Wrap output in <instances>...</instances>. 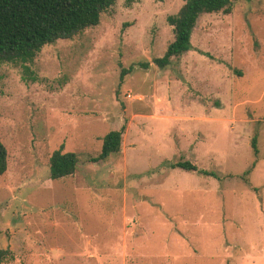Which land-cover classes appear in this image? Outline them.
Wrapping results in <instances>:
<instances>
[{
    "label": "rangeland",
    "instance_id": "obj_1",
    "mask_svg": "<svg viewBox=\"0 0 264 264\" xmlns=\"http://www.w3.org/2000/svg\"><path fill=\"white\" fill-rule=\"evenodd\" d=\"M183 5L117 0L33 62L0 64L1 264H264V0L202 13L160 67ZM123 126L122 151L96 161ZM62 147L77 171L52 179Z\"/></svg>",
    "mask_w": 264,
    "mask_h": 264
},
{
    "label": "trees",
    "instance_id": "obj_2",
    "mask_svg": "<svg viewBox=\"0 0 264 264\" xmlns=\"http://www.w3.org/2000/svg\"><path fill=\"white\" fill-rule=\"evenodd\" d=\"M235 0H184L180 10L168 17L173 26L174 40L162 58L153 62L160 67L171 63L173 57L191 49V36L202 13H231ZM117 0H0V64L33 62L43 47L59 39H69L100 23L101 15ZM148 68L150 64L142 63ZM127 71H125L126 73ZM125 127L112 130L103 137L101 153L96 161L107 160L122 151ZM252 145L258 154L257 138ZM9 149L0 134V177L9 167ZM75 152L63 147L50 157V177L60 179L74 175L78 167ZM173 167L195 171L190 161L172 163ZM1 236V229H0ZM8 259V251L0 246V264Z\"/></svg>",
    "mask_w": 264,
    "mask_h": 264
}]
</instances>
